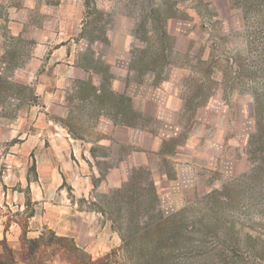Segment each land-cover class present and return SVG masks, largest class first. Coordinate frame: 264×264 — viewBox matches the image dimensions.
<instances>
[{
	"label": "rangeland",
	"instance_id": "obj_1",
	"mask_svg": "<svg viewBox=\"0 0 264 264\" xmlns=\"http://www.w3.org/2000/svg\"><path fill=\"white\" fill-rule=\"evenodd\" d=\"M231 1L0 0V184L23 193L0 216L22 229L17 264L33 186H60L82 239L107 230L111 250H83L96 261L121 246L120 226L249 172L264 62ZM37 162L53 171L41 179Z\"/></svg>",
	"mask_w": 264,
	"mask_h": 264
},
{
	"label": "trees",
	"instance_id": "obj_2",
	"mask_svg": "<svg viewBox=\"0 0 264 264\" xmlns=\"http://www.w3.org/2000/svg\"><path fill=\"white\" fill-rule=\"evenodd\" d=\"M231 2L239 11L247 45L264 62V0ZM231 60L239 74L251 70L242 56ZM259 92L254 98L258 127L249 135L246 153L252 166L248 173L230 178L222 189L176 213L120 226L121 246L96 261L73 239L53 232L46 241L44 236H26L20 262L49 264L64 257L68 264H264V90ZM0 246L8 254L6 260L0 254V264H17L7 241Z\"/></svg>",
	"mask_w": 264,
	"mask_h": 264
},
{
	"label": "crops",
	"instance_id": "obj_3",
	"mask_svg": "<svg viewBox=\"0 0 264 264\" xmlns=\"http://www.w3.org/2000/svg\"><path fill=\"white\" fill-rule=\"evenodd\" d=\"M100 92L101 91H99V93ZM47 157V161L54 162L56 160L53 154ZM36 165L37 173L41 179L51 173L54 168V164L49 166V164H39L37 162ZM15 188L16 185L7 187L0 184V206H5L7 208V206L10 205L11 208L14 209L15 203L22 200V191L15 190ZM60 189V186L50 185H37L31 187V199L35 204L36 210L30 218L31 222L27 233L28 238H40L43 234L45 225H48L49 229L55 232L57 236L74 239L79 248L89 252L93 257L111 250L113 246L106 241V229L101 233L93 234V230L90 228L87 235L83 239L81 238L82 235L76 231L77 228L73 221L74 218L81 214L77 213L76 215H72L71 219L69 218V213H71V211L67 207L68 200L61 195V191L59 194L57 193ZM52 199H54L53 204H51ZM45 209L49 211L47 212ZM50 210H52V213ZM90 222L92 223L93 221L90 220ZM95 234H97V236ZM20 235H22V229L19 222L14 220L9 221L7 217L0 216V242L7 241L8 245L16 254L22 250ZM53 264L67 263L60 259H56L53 261Z\"/></svg>",
	"mask_w": 264,
	"mask_h": 264
}]
</instances>
